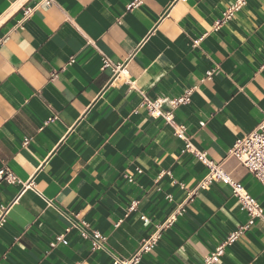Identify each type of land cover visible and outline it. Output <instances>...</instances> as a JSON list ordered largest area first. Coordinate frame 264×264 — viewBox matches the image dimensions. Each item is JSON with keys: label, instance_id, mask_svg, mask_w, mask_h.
Listing matches in <instances>:
<instances>
[{"label": "crops", "instance_id": "obj_1", "mask_svg": "<svg viewBox=\"0 0 264 264\" xmlns=\"http://www.w3.org/2000/svg\"><path fill=\"white\" fill-rule=\"evenodd\" d=\"M39 1L0 0V170L20 182L0 181V264H113L180 205L139 264H203L248 218L229 186L188 200L206 168L142 95L168 111L191 90L175 121L264 209L262 185L227 154L264 117V0H245L219 28L235 0H142L130 11L132 0H52L17 28ZM103 56L132 88L112 84ZM80 221L103 249L71 227ZM62 234L67 244L51 247ZM214 264H264V223Z\"/></svg>", "mask_w": 264, "mask_h": 264}, {"label": "built area", "instance_id": "obj_2", "mask_svg": "<svg viewBox=\"0 0 264 264\" xmlns=\"http://www.w3.org/2000/svg\"><path fill=\"white\" fill-rule=\"evenodd\" d=\"M186 1V0H180ZM245 0H235L228 6L224 12L221 14V17L218 21L215 22V27L219 28L224 24L225 21L231 19L235 14H237L242 6L244 5ZM52 3V0H40L34 7H26L23 9V14L21 19L18 21L16 27L20 28L23 22L28 19L35 11L38 6L48 7ZM142 3V0H132L130 4L127 5V10L136 8ZM72 62V61H71ZM102 64L104 69H110L113 74L112 84L116 82L121 83L126 81L125 73L120 71V66L113 64L105 56L102 57ZM123 71V70H122ZM213 70L207 71L205 74V79H210ZM190 93L191 90L184 92L183 95L176 97L170 101V110H163V102L159 99H148L145 94L142 95L141 108H143L149 117L162 119L164 124L172 128L173 136L184 143L183 152L189 155L194 156L205 168V176L196 184L189 194L188 200L191 196L197 193L198 190H208L211 185L215 183L222 184L224 186H229L234 198L237 200V203L240 209L246 214L248 220L247 223L243 226H240L238 230L230 233L224 241L219 243L216 248L208 256L204 257L203 264H214L219 262L220 258L224 254V250L230 246L232 243L238 240L249 227L259 220L264 223V209L260 204L253 198L247 190L244 189L243 185L239 182H236L232 176L223 170L221 164H216L212 160L207 158V155L204 152L196 150L191 142V138L187 135L186 127L184 125L178 124L174 118V109L179 106L187 105L190 102ZM264 115V113H263ZM51 120L45 122L44 125H47ZM203 126V123H200ZM28 140H24V144H27ZM228 157L234 158L238 163L245 168L264 188V117L261 123L251 132L247 133L246 136L236 140L233 145L228 149ZM139 172V171H138ZM6 181L9 184H18L19 180L9 172L8 169L4 168L0 170V181ZM167 199L171 201V197L168 196ZM132 207L129 211H131ZM185 213L182 205L178 206L173 214H171L163 223L155 227V232L144 239L137 252L130 256L129 258H114L113 264H139L142 255L151 253L155 250L157 241L161 237L162 229L166 226H169L175 221L178 216H182ZM143 222H147L145 217H141ZM72 228H75L80 235L90 241L91 250L99 251L104 247L105 237L100 233L91 230L85 222L80 221V223L71 225ZM70 228L65 229V232H69ZM67 244L65 236L56 237L55 241L50 244L51 247H54L56 244Z\"/></svg>", "mask_w": 264, "mask_h": 264}]
</instances>
